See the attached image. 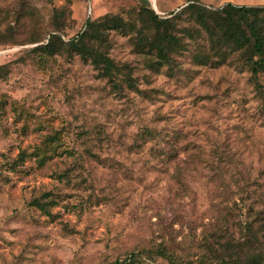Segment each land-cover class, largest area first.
I'll list each match as a JSON object with an SVG mask.
<instances>
[{
	"label": "rangeland",
	"instance_id": "rangeland-1",
	"mask_svg": "<svg viewBox=\"0 0 264 264\" xmlns=\"http://www.w3.org/2000/svg\"><path fill=\"white\" fill-rule=\"evenodd\" d=\"M187 1L148 0L158 14ZM141 4L0 0V39H10L0 41V264H107L129 252L134 260L122 264H181L203 236L238 235L247 219L264 224L263 72L254 82L235 55L194 63L198 47L186 37L172 70L154 71L112 29L109 55L139 90L122 72L113 86L65 48L40 62L28 51L31 34L45 40L58 24L65 39L86 17L126 18ZM20 149L28 154L6 168ZM33 198L53 200L43 211Z\"/></svg>",
	"mask_w": 264,
	"mask_h": 264
},
{
	"label": "trees",
	"instance_id": "trees-1",
	"mask_svg": "<svg viewBox=\"0 0 264 264\" xmlns=\"http://www.w3.org/2000/svg\"><path fill=\"white\" fill-rule=\"evenodd\" d=\"M141 3L126 18L108 12L94 18L86 17L82 27L65 39L58 32L61 27L58 24L45 31V40L31 34L25 41L36 44L28 51L35 54L36 61L40 62L45 56L65 48L90 63L113 86L117 85V76L122 72L126 85L139 90L132 76L109 55L108 31L112 29L126 35L134 51L143 56L144 65L154 71L162 66H165L166 71L172 70L174 53L186 47V40L183 39L186 37L198 47L191 53L194 63L218 65L228 56L235 55L254 82L258 72L264 73V4L225 1L219 6L210 7L197 0H188L176 9L158 14L149 6L148 0H141ZM51 17L56 21L59 10L54 9ZM180 20L190 24H180ZM4 35L6 33L0 32V36ZM0 41L10 39L1 38ZM142 132L152 134L149 128H144ZM171 149L172 146H169L164 152L168 159L173 158ZM27 154L24 149L18 150L13 160L5 162L6 168L15 169ZM59 176L64 177L66 174L63 172ZM47 195L48 192H43V196ZM52 200L33 198L30 203L47 211L46 205ZM236 226L238 235H227L224 228L222 234L215 231L203 236L198 244L197 255L181 264H264V224L257 227L251 219H247ZM157 247L161 255L176 261L175 255L166 246ZM135 256L136 253L129 252L122 259H114L107 264L130 262Z\"/></svg>",
	"mask_w": 264,
	"mask_h": 264
}]
</instances>
